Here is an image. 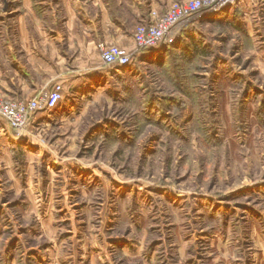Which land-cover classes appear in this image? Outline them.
Instances as JSON below:
<instances>
[{
  "label": "rangeland",
  "instance_id": "374dc122",
  "mask_svg": "<svg viewBox=\"0 0 264 264\" xmlns=\"http://www.w3.org/2000/svg\"><path fill=\"white\" fill-rule=\"evenodd\" d=\"M251 24L256 32L235 36L227 47L203 57L193 96L160 71L154 63L156 49L132 59L126 69L110 68L108 85L114 95L76 100L77 107L88 108L74 125L78 146L67 148L70 139L54 145L51 138L59 128L52 122L30 135L45 158L77 157L78 171H87L59 178L58 185L65 188L57 198L62 210L20 207L27 202L21 183L28 169L16 147L13 160L0 163V264H10L12 257L21 264L27 246H46L58 234L56 227L67 232L65 255L77 252L80 239L97 252L111 238H126L141 241L147 251L157 248L155 264H264L263 251L252 253L255 231L264 237V5ZM149 90L179 107L163 111L147 106ZM106 121L122 128L112 127L108 136L94 137L88 145L80 140L89 137L90 127ZM65 126L60 133L71 135L74 126ZM47 160L33 162L29 171L46 166L55 171ZM9 176L21 177V183ZM43 182L36 192L46 204ZM45 218L55 227L44 222L38 232Z\"/></svg>",
  "mask_w": 264,
  "mask_h": 264
},
{
  "label": "crops",
  "instance_id": "0c3cea01",
  "mask_svg": "<svg viewBox=\"0 0 264 264\" xmlns=\"http://www.w3.org/2000/svg\"><path fill=\"white\" fill-rule=\"evenodd\" d=\"M172 1L174 0H0V98L30 99L55 84L61 86V98L55 107L39 108L30 116L28 138L15 136L7 121L0 118V163H10L18 150L16 147H19V155L23 157L28 169L24 172L27 176L23 177L22 183L21 177L9 176L15 184L20 181L23 184L22 190L26 191L27 202L20 204L23 210H54L56 207L62 210L64 204L57 202V198L64 195L65 188L58 185L59 178L72 171L75 173L69 174L74 177L87 173L84 170L78 171L81 164L77 157L45 158L42 156L45 154L42 147L29 136L36 130L50 127L49 122H52V127L57 124L59 128V133H53L51 138L54 145H57V141L63 143L70 139L66 143L67 148L78 146L80 141L75 133L77 126L74 125L88 108L77 107L76 100L104 97L109 93L114 95L115 92L108 85L110 68L123 70L103 63L99 43L114 42L134 53L137 49L132 37L135 27L148 18L150 10L162 12ZM263 5L264 0H239L232 7L206 13L195 22L193 28L183 34L180 47L193 44L199 56L213 55L216 50L222 49L220 46L227 47L231 41H236L235 36L252 34L255 29L251 22L259 11H263ZM65 125L74 126L71 128V135L60 133L61 127ZM95 126L89 128L88 138H80L86 141V145L94 137L108 136L112 127L122 128L120 124L111 121ZM132 129L135 130V127ZM132 135L129 134V137L134 141L135 137ZM45 159H48L47 164L56 168L55 171L45 165L44 171H29L33 162L43 164ZM68 168L70 170H66ZM43 178V190L48 192L49 197L46 204L40 202V192H36L40 179ZM71 181L74 182V178ZM68 190L76 191L71 186ZM83 191L86 193L87 189ZM54 195L57 196L53 197ZM5 202L12 205L8 199ZM71 205L76 206L75 203ZM51 221V218L38 221L40 228L37 231H42L44 222L54 226L55 222ZM57 228L55 233L58 234H54L46 246L36 248L28 245L21 264H155L157 248L147 251L143 249L141 241L137 243L126 238H111L102 246L103 250L97 252L94 246L85 247L87 244L80 239L77 252L75 250L65 255L63 243L67 232L61 234V230ZM259 233L255 231L252 240L257 244L259 242L261 246L255 243L252 253L256 249L264 252V237ZM32 234L36 237V233ZM216 245L221 246L219 240ZM166 251L162 254L167 253ZM177 255L182 260L186 259L181 252H177ZM15 259L16 257H12L10 264H14Z\"/></svg>",
  "mask_w": 264,
  "mask_h": 264
},
{
  "label": "built area",
  "instance_id": "2783aa9c",
  "mask_svg": "<svg viewBox=\"0 0 264 264\" xmlns=\"http://www.w3.org/2000/svg\"><path fill=\"white\" fill-rule=\"evenodd\" d=\"M239 0H174L164 11L150 10L148 18L139 23L132 34L136 48L155 50L172 43L184 28L201 19L206 13L232 7ZM104 64L126 68L132 54L114 42L98 45ZM61 86L55 84L39 96L24 98H0V118L7 121L16 136L30 133V116L39 108H53L61 98Z\"/></svg>",
  "mask_w": 264,
  "mask_h": 264
},
{
  "label": "trees",
  "instance_id": "16d2710c",
  "mask_svg": "<svg viewBox=\"0 0 264 264\" xmlns=\"http://www.w3.org/2000/svg\"><path fill=\"white\" fill-rule=\"evenodd\" d=\"M194 24L195 22L184 28L172 43L165 44L157 48L155 53L156 59L154 60V63L160 66V71H162L163 74H166L171 79L173 84H177L178 86L180 84L179 87L183 89V91H185L188 96H193V89L191 86L193 83L199 82L201 80L202 76L201 74H198L197 71H200L202 68H204L202 64L203 61L206 60L203 58V56H199L193 44H189V46L187 44L185 47H180L183 34L188 32L189 29L193 28ZM153 51L154 50L152 49L140 48L137 55L131 56V61L134 58H143L146 54ZM165 100H168V98H163L160 100L154 97L153 91L151 90H149V92L146 94V105L152 108L159 107L165 111L171 106H173L172 110L179 107L178 105L175 106L173 102L167 105L169 100ZM154 104H156V106H154Z\"/></svg>",
  "mask_w": 264,
  "mask_h": 264
}]
</instances>
